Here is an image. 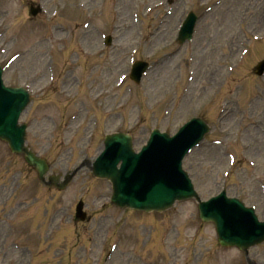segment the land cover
Returning <instances> with one entry per match:
<instances>
[{
    "label": "rangeland",
    "instance_id": "rangeland-1",
    "mask_svg": "<svg viewBox=\"0 0 264 264\" xmlns=\"http://www.w3.org/2000/svg\"><path fill=\"white\" fill-rule=\"evenodd\" d=\"M37 5L42 12L31 17L30 6ZM189 11L200 20L193 40L179 48L174 38ZM107 35L113 42L105 48ZM132 58L151 65L138 86L127 78ZM263 58L264 0H0L3 80L29 90L32 103L21 118L27 145L48 161L50 172L92 162L107 134L130 133L138 151L153 128L173 134L199 116L211 132L183 163L196 191L205 200L224 189L254 207L260 220L264 75L253 69ZM110 194V185L86 169L62 193L45 189L0 143V264L29 263L24 248L31 245L19 233L32 217L42 225L40 246H31L34 264H59V249L67 254L64 264H93L89 233L99 264H245L242 253L218 246L193 201L143 214L109 205ZM79 200L89 224L72 221ZM55 209H65L69 221L50 240L45 234ZM249 257L264 264V244Z\"/></svg>",
    "mask_w": 264,
    "mask_h": 264
},
{
    "label": "water",
    "instance_id": "water-1",
    "mask_svg": "<svg viewBox=\"0 0 264 264\" xmlns=\"http://www.w3.org/2000/svg\"><path fill=\"white\" fill-rule=\"evenodd\" d=\"M264 61L257 68L260 74ZM27 103L22 90L4 89L0 82V139L8 143L11 151L22 153L25 161L38 172L43 180L47 166L24 148L23 129L16 126V118ZM205 125L193 120L179 133L169 139L154 132L148 145L139 155L130 150V139L123 135L107 137L104 152L93 164V175L108 179L112 183V203L120 208L143 211H162L174 201L195 198L186 175L180 169V160L194 147L206 132ZM112 146L116 148L113 155ZM121 162L119 169L116 168ZM72 176H67L62 188ZM50 182L56 178L50 177ZM199 216L203 221L215 224L218 241L222 246H237L243 250L264 241V223L259 224L252 210L235 199L227 200L224 194L208 203L198 204Z\"/></svg>",
    "mask_w": 264,
    "mask_h": 264
},
{
    "label": "bare ground",
    "instance_id": "bare-ground-1",
    "mask_svg": "<svg viewBox=\"0 0 264 264\" xmlns=\"http://www.w3.org/2000/svg\"><path fill=\"white\" fill-rule=\"evenodd\" d=\"M232 55V53H230Z\"/></svg>",
    "mask_w": 264,
    "mask_h": 264
}]
</instances>
